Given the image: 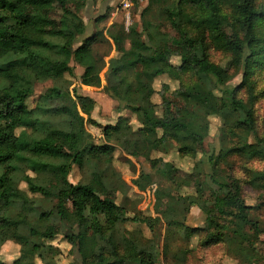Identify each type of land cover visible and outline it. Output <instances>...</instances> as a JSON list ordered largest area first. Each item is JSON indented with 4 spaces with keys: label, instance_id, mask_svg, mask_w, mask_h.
<instances>
[{
    "label": "rangeland",
    "instance_id": "374dc122",
    "mask_svg": "<svg viewBox=\"0 0 264 264\" xmlns=\"http://www.w3.org/2000/svg\"><path fill=\"white\" fill-rule=\"evenodd\" d=\"M119 3L120 0H84V2L67 3V7L76 12L85 25L84 29L77 32L72 50L77 49L89 38L95 58L105 62L100 72V85L82 83L85 67L74 55L69 62L72 71L65 72L57 78L41 77L34 72L26 71V74H30L34 80V93L26 100L29 108H34L40 101L41 95L52 86L70 93L73 98H76V93L89 96L96 102L91 113L85 114L79 108L85 118V127L94 143H110L114 145V150L111 153H96L84 165L75 164L70 171L38 173L24 167V172L33 176L37 182L48 186L51 196L44 198L39 193L29 191L28 184L21 180L18 185L32 198L36 212L28 213L22 206L0 204L3 206L0 212V263L48 264L40 253L32 248L33 242L37 241L53 244L55 250L43 255L54 264H79V250L85 248L88 243L92 244V247L87 246L85 252L87 262H91L99 248L94 244L98 243V240L90 227L86 229L87 234L83 243L78 235H75L74 241L70 242L66 234L72 232L73 227H76L75 224L61 219L57 214L50 220L39 218V215L44 210L57 211L60 192L68 189L72 184L91 183L98 186L93 180L95 174V178H99L101 183L98 186L100 195L104 199L124 206L128 216L159 217L155 231L143 222L129 220L119 224L116 228L117 236L120 238L121 235L125 238V243L121 241L119 243L120 251L137 254L141 247L156 241L158 245L156 264H264V150L258 155H251L246 151H234L239 145L253 143L254 140L241 126L238 117L225 109L223 103L225 91L236 87L238 96L247 102L252 101L256 128L259 135L264 137V64L257 67L251 76L250 84L253 87V100H251L250 84L246 82L240 85L243 71L235 61L229 45L234 32L231 22L236 17V12L229 4L222 2V12L229 17V22L210 28L185 23L190 34L203 36L209 43V48L206 50L209 60L223 66L230 76L227 83L218 85L214 92V100L223 110L222 114L212 115L206 119L203 117L209 122L210 132L203 139L193 141V151L180 150L181 141L174 135L160 147L151 150V147L138 136H134L125 144L118 142L116 136L108 138L105 133V128L119 122L121 115L129 117L134 129L140 126L136 114L130 109L123 108L120 101L108 93L110 91L121 94L125 83L135 82L136 76L142 75L141 64L133 68L117 69L114 74L109 71L112 57L130 59L131 41L128 35L130 28L136 26L140 30L144 29L147 26L146 20L152 18L160 24L159 31L163 34L160 37V44L168 43L175 53L171 59L175 66L174 73L162 74L153 81L154 92L151 99L156 104L157 115L181 118L186 116L188 109L196 112L197 103L182 97L177 90L200 78L194 68L181 67L178 55L181 51L180 46L174 41L167 42L164 39L165 35L174 38L180 36L179 30L167 17L166 1L150 7L149 0H135L134 7L127 10L122 9ZM252 4L257 10H264V0H252ZM184 9V13L192 16L200 17L203 14V9L196 4L186 5ZM33 12L34 8L29 5L20 8V16L27 26L31 30H36L37 25L32 20ZM128 13L131 17L127 24ZM43 14L44 30L47 33H59L63 14L59 2L51 0L43 8ZM257 30L264 36V21H261ZM112 33L120 37V40L114 41L111 37ZM42 46L45 51L49 50L46 44ZM207 85L210 87L212 84ZM68 102L66 98H55L46 101V105L55 107ZM185 118L190 120L193 116L187 115ZM203 118L197 119L196 122L203 124ZM50 121L54 124L53 127L57 128L53 133L33 132L30 129L27 131L46 141L57 143L64 137L63 129L66 127V122L55 116L50 117ZM21 130L22 128H18L16 134H20ZM19 146L24 148L23 142H20ZM73 154L74 152L69 150L56 151L53 158L71 159ZM211 156L218 162L217 175L237 179L243 201L252 206L249 210L250 223L241 224L233 217L221 215L215 217L220 223L227 225L225 234L219 240L208 238L207 233L212 226L206 220L208 216L206 209H211L214 204L226 208L228 206L222 196L216 195L214 185L210 181L209 174L214 169L210 161ZM158 157L175 164L177 171L174 180L154 173L151 160ZM142 170L153 171L154 181L145 189H139L133 183ZM22 176L23 173L18 179ZM187 195L206 202L207 207L203 209L199 205L190 204V199H186ZM177 200L179 203H174ZM66 202L71 209V201L66 200ZM170 205L176 206V216L172 219L179 220L182 227L179 230L180 234L174 233L168 236L169 225L166 213L170 212ZM101 219L105 231L109 232L103 217H100ZM31 227L40 230V238L31 235ZM186 227L194 231L188 232Z\"/></svg>",
    "mask_w": 264,
    "mask_h": 264
},
{
    "label": "trees",
    "instance_id": "16d2710c",
    "mask_svg": "<svg viewBox=\"0 0 264 264\" xmlns=\"http://www.w3.org/2000/svg\"><path fill=\"white\" fill-rule=\"evenodd\" d=\"M51 0H0V204L4 206H22L28 213H35L36 208L32 204V198L26 190L18 185L23 180L28 184L29 191L39 193L44 198H50L51 190L44 183H39L29 173L24 172V167L34 172L57 173L70 171L76 165H84L87 160L96 153H111L114 145L110 143L96 144L91 134L85 127V118L79 108L85 114H90L96 102L93 98L76 93L73 98L70 93L64 92L57 86H52L41 95L40 101L34 108H29L26 100L34 93V80L30 73H36L41 77L57 78L65 72H71V56L85 67L82 75V83L86 85H100V72L105 65L104 60L96 59L92 53L90 39H86L77 49L72 50L77 32L84 29L82 18L67 7L69 1L84 0H57L62 6L63 14L60 19L59 33H47L44 30L45 16L43 8ZM167 2V17L179 30L180 36L174 38L165 35L167 42H176L181 51L178 54L181 67L184 69L194 68L199 75V80L185 87L179 88L177 93L182 97L193 100L198 105V110H186L185 117L175 118L170 115L161 116L156 113V104L152 101L154 92L153 81L162 74L174 73V65L171 62L175 54L168 43L160 44L163 34L159 31L160 24L152 18L146 20V28L139 29L132 26L129 31L131 41L130 59L112 57L109 71L114 74L120 68H133L137 64L143 65L142 75L136 76L135 82L125 83L121 94L108 93L117 98L123 108L132 110L140 123L138 129H134L128 116H120L119 122L105 128L108 138L116 139L120 143H128L134 136H138L151 150L164 144L169 137L174 135L181 141L180 150L191 152L194 150L193 141L203 139L209 134V122L206 117L221 115L223 110L218 107L214 100V92L218 85H225L229 79L227 70L209 60L206 50L209 43L203 36L190 34L185 23L205 28L215 27L221 23L229 22V17L222 12L221 3L226 2L233 7L236 17L231 22L234 32L229 45L237 64L243 71V80L251 83L254 70L264 64V36L258 33V25L264 21V10H257L252 0H149L150 7L155 4ZM198 5L203 9L200 17L184 13L186 5ZM29 5L34 8L32 20L37 25L36 30H31L20 16V8ZM147 11V10H146ZM149 12V11H148ZM114 41L120 37L111 34ZM47 45L45 51L42 45ZM100 62H103L100 64ZM216 79V81L214 80ZM211 83L209 87L207 84ZM214 83V84H213ZM218 83V84H216ZM8 84V85H6ZM236 87L228 88L223 96L224 108L238 117L241 126L244 127L253 143H243L234 148L237 152H249L258 155L264 150V137H261L256 128V117L252 101L247 102L236 93ZM251 100H253V87L250 84ZM55 98H66L68 103L61 106L48 107L46 101ZM60 117L66 122L64 137L57 143L46 141L34 136L33 132L53 133L57 130L51 123L50 117ZM205 117V119L203 118ZM204 120L203 124L197 123V119ZM22 128L20 134L16 130ZM161 131V134H160ZM120 136L124 137L121 138ZM23 142L24 148L19 146ZM73 151L71 159H54L56 151ZM213 171L209 174L210 181L214 185L217 196H222L228 208L214 204L206 209V220L212 226L207 233L210 240H219L225 234L227 225L215 219L216 216L233 217L241 224L250 223L249 210L241 196L240 184L235 178L219 176L216 173L218 162L210 157ZM154 173L171 180L175 179L177 168L174 163L162 157L151 160ZM23 173L22 178L18 179ZM264 176V173H263ZM99 186V178L93 177ZM154 181L153 171L142 170L134 184L139 189H145ZM91 183L72 184L68 189L60 192L57 211H42L39 218L52 219L56 214L63 220L75 224L70 234L66 237L70 242L78 235L84 242L86 229L91 228L96 235L99 248L91 262H87L85 248L79 251V264H156L158 245L152 242L141 247L139 253L129 254L120 251V241L125 243V238L118 233L116 228L119 224L129 220L143 222L155 231L159 217L151 216H128L124 206L114 201L104 199L100 195V187ZM105 190V189H104ZM190 204H196L205 209L206 202L198 201L191 195H187ZM66 200L71 201L72 208ZM178 204L179 201H174ZM0 206V212H1ZM175 207L170 205L169 213H166L169 229L168 236L178 233L181 229L179 220L172 219L176 216ZM105 226L109 232L105 231ZM188 232L194 231L186 227ZM120 231V230H119ZM31 235L41 237V232L36 227H31ZM121 233V232H120ZM190 234V233H189ZM178 237H175V239ZM45 247V252L43 248ZM107 247V248H106ZM32 248L40 253L42 259L48 264L43 253L55 250L53 244H45L41 241L33 242ZM2 264V263H0Z\"/></svg>",
    "mask_w": 264,
    "mask_h": 264
},
{
    "label": "built area",
    "instance_id": "2783aa9c",
    "mask_svg": "<svg viewBox=\"0 0 264 264\" xmlns=\"http://www.w3.org/2000/svg\"><path fill=\"white\" fill-rule=\"evenodd\" d=\"M119 5L122 7V9H130L131 7H134L135 5V0H120ZM130 14L128 13V22L130 21Z\"/></svg>",
    "mask_w": 264,
    "mask_h": 264
}]
</instances>
